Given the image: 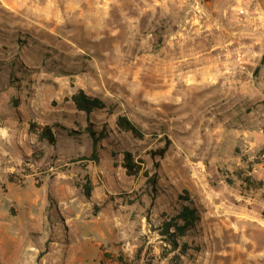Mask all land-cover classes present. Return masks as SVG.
Instances as JSON below:
<instances>
[{"label":"rangeland","instance_id":"rangeland-1","mask_svg":"<svg viewBox=\"0 0 264 264\" xmlns=\"http://www.w3.org/2000/svg\"><path fill=\"white\" fill-rule=\"evenodd\" d=\"M212 1L217 12L209 15L206 3ZM254 2H0V127L10 118L20 125L34 117L56 123L59 133L52 151L45 146L51 154L36 171V185L45 198L43 238L19 241L12 249L7 237L12 212L5 200L6 183L0 181V264H107L100 261L105 249L122 255L127 264H166L159 258L162 243L154 228L162 212L171 215L179 208L177 196L183 191L201 218L185 238L190 249L182 264H219L221 253L229 257V251L235 264H248V234L264 233L261 190L246 188L237 177L249 174L264 181V166L254 172L257 163L264 165V96L254 88H264V82L248 86V20L255 10L260 14ZM228 4L236 7L230 10L231 23ZM223 19L224 29L213 26L204 36L227 45L226 59L223 50L215 51L221 53L215 58L216 78L186 81L179 67L189 52L197 69L198 48L191 49L203 36L197 29ZM233 67L234 81L229 76ZM78 88L103 100L111 111H96L89 118L95 131L105 128L108 134L109 145L102 144L105 151H99L96 165L81 160L90 155L91 146L84 136L85 117L69 101ZM119 114L140 127L142 139L113 130ZM23 130L18 126L20 138ZM70 133L75 142L68 143ZM165 137L170 145L164 157L151 159L150 151L162 147ZM108 149L115 153L112 160ZM124 150L155 173L158 194L151 204L144 177H128L120 166ZM26 157L23 164L29 165L32 157ZM85 177L93 184L89 198L77 187ZM68 202L78 209L68 211ZM72 212L93 220L92 246L82 260L73 255L80 242L69 238L68 227L56 229ZM250 217L257 227L248 225Z\"/></svg>","mask_w":264,"mask_h":264},{"label":"crops","instance_id":"crops-1","mask_svg":"<svg viewBox=\"0 0 264 264\" xmlns=\"http://www.w3.org/2000/svg\"><path fill=\"white\" fill-rule=\"evenodd\" d=\"M6 1L10 2L12 0H0V2ZM249 1L252 2L253 0H248V2ZM254 3V6L259 9L260 14L257 17H250V20H248V38H250L248 39V86L253 85L254 83L262 84L264 82V0H255ZM206 4H208L207 12L209 15L217 12V7L215 6L214 1H212L211 3L207 2ZM3 6L7 7L4 3ZM228 9L230 12V10L236 9V7L228 4ZM224 20L225 19H223L220 24L217 22H206L207 24H205L204 22V31L197 29L198 32H203V36L200 35L201 40L197 43V45H191L192 50L195 49V46L196 48H198L197 55L200 57L197 58V69L193 68L188 59L189 52L187 54V61H185L184 57H182L179 67L180 74L183 79H186V81L194 80L195 78L193 77H199L198 80L204 82H207L209 80L214 81V79L216 78L219 67H217L215 58L217 56H220L221 53L215 51L219 49L223 50L224 59H226L227 45H218L215 43H211L210 41H208V37L205 38L204 36L208 33L211 34V32H208L207 30H209L213 26L224 29V25L226 23L224 22ZM227 21L228 23H231V21H233V14H231V12L229 13ZM230 31L231 30H229V32ZM230 42L233 43V45H230V49L232 48V50L234 51L236 48L234 37L232 38V40H230ZM183 43L187 46L186 49L189 50V41L185 40V42ZM201 45H203V52H201L200 49ZM199 59L203 60V64H201V60ZM234 68L235 67H233V69L229 73V76L232 77V81L236 80L237 77L236 70ZM256 70L259 71L258 78H255V76H253ZM254 90L257 96H264V88H254ZM73 110L77 114H82L85 117L84 113L76 111L74 106ZM93 113H91V115ZM29 123H36L37 125H56V123L50 124L48 122H39L37 118L33 117L27 119L20 125H18V123H16L13 118H10L7 124L0 127V181L6 183L5 187L7 188V193L5 195V200L8 202L10 211L12 212V216L10 218V233L9 231H7L8 241L11 243L12 249L16 248V243L19 241L30 242L34 240V237L43 238L45 236V198L42 188L36 185L39 178L36 171H38V168L44 163L46 156L51 154V152L46 151L45 146H49L51 148L50 150L52 151V149L57 146L59 140V138H57L55 146H50L43 141H39L36 138V135L29 130ZM77 125L79 126V123H77ZM18 126H21L25 129V131L23 130L25 137L22 136L20 138V136L17 135ZM26 135H29L30 137H28V139H25ZM84 136L89 140L92 151V140L86 132ZM67 141L68 143L75 142L76 139L69 137ZM102 144L109 145L108 139L106 138L101 143L97 144V163H93L87 160L84 161L92 163L94 165L98 164L101 156V154H99V151H105V146H103ZM112 152H114L112 149H108L110 160H112L113 158ZM26 156H30V158L32 157V159H30L32 160V162L29 165L23 164L24 158H27ZM263 166V163H257L255 165L254 172L263 169ZM50 170H53V167H50ZM89 179L91 181L90 177ZM87 204L88 206H91L90 203H86L85 205L87 206ZM67 206L68 211L70 209H78V205L75 202H68ZM68 218V220L65 218V220H63L61 224H57L56 229L60 230V226L68 227L67 235L69 236V238L71 240L76 239L80 242L79 247L75 249L76 254L73 255H76V258L82 260L86 258L89 247L92 246L90 239L94 227L93 220L91 218L87 219L86 217L79 218L77 212L69 213ZM251 218L252 217H250V220L248 221V225L250 227H257L258 224L253 223V221H251ZM255 220L256 222L260 221L258 219ZM260 224L262 225L264 224V222ZM247 246L250 248V252L248 255V264H264V233H261L260 235L248 234ZM104 252L111 253L107 249L102 251L100 261L102 260V254ZM239 252L240 251H237V253ZM221 254L222 256L220 255L221 260L219 264H235L236 257H233L232 251L228 252L229 257L226 256V252H222ZM228 258L230 259L229 261ZM103 262H107V264H118L111 260H105Z\"/></svg>","mask_w":264,"mask_h":264},{"label":"trees","instance_id":"trees-1","mask_svg":"<svg viewBox=\"0 0 264 264\" xmlns=\"http://www.w3.org/2000/svg\"><path fill=\"white\" fill-rule=\"evenodd\" d=\"M69 101L73 104L74 108L78 112L84 113L86 117V133L92 140V151L88 157H81L83 160L91 161L93 163L98 162V143H101L107 138V131L105 128L95 131L94 124L89 122L91 113L96 111H103L107 114H111L110 109L105 102L98 97L87 94L83 89H76L70 96ZM56 125H37L36 123H29V130L36 135L39 141H43L50 146H55L59 133L55 130ZM113 130L116 133H128L135 139H142L144 133L140 127L133 122L127 115L119 114L114 120ZM70 132V131H69ZM71 134V133H70ZM68 137L71 135L67 134ZM170 145L169 139L164 138V145L150 151L151 159H162L168 150ZM112 156L115 153L112 152ZM120 166L124 170V173L128 177H135L141 174L145 179V185L147 194L150 198V204L158 194L157 178L155 173L150 174L147 169L143 168L142 161L137 159L135 155L124 150L122 152ZM154 168L157 169L158 163H154ZM237 177L246 188L255 190H261V196L264 198V181L261 179H255L251 175L239 174ZM80 188L82 194L89 198L91 196L93 185L88 177H85L84 183L77 186ZM179 208L175 213L167 215L162 212L160 217V223L154 229L159 234V239L162 243L160 245L159 258L165 260L166 264H182L181 259L187 254L190 249V244L185 240L186 236L193 232L200 222V213L192 204L190 195L187 191H183L182 194L177 196ZM134 201H129L132 204ZM138 257V256H137ZM105 260H111L118 264H127L122 255H112L109 252L102 254V262Z\"/></svg>","mask_w":264,"mask_h":264},{"label":"built area","instance_id":"built-area-1","mask_svg":"<svg viewBox=\"0 0 264 264\" xmlns=\"http://www.w3.org/2000/svg\"><path fill=\"white\" fill-rule=\"evenodd\" d=\"M257 16H258V12H257V10H255L253 13V17H257Z\"/></svg>","mask_w":264,"mask_h":264}]
</instances>
